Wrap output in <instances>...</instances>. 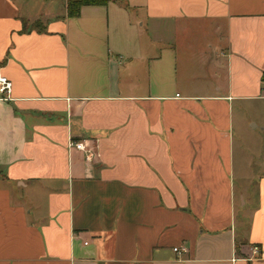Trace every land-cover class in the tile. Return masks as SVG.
I'll return each instance as SVG.
<instances>
[{
    "label": "crops",
    "instance_id": "1",
    "mask_svg": "<svg viewBox=\"0 0 264 264\" xmlns=\"http://www.w3.org/2000/svg\"><path fill=\"white\" fill-rule=\"evenodd\" d=\"M67 2L0 0V264H264V0Z\"/></svg>",
    "mask_w": 264,
    "mask_h": 264
},
{
    "label": "trees",
    "instance_id": "2",
    "mask_svg": "<svg viewBox=\"0 0 264 264\" xmlns=\"http://www.w3.org/2000/svg\"><path fill=\"white\" fill-rule=\"evenodd\" d=\"M110 0H68L67 2V17L70 19L78 18L81 15V11L84 7L91 6H107ZM41 23L35 22L31 24L29 28L28 22H23V32L38 30L44 31V27L40 28ZM4 62H0V69L4 66Z\"/></svg>",
    "mask_w": 264,
    "mask_h": 264
},
{
    "label": "built area",
    "instance_id": "3",
    "mask_svg": "<svg viewBox=\"0 0 264 264\" xmlns=\"http://www.w3.org/2000/svg\"><path fill=\"white\" fill-rule=\"evenodd\" d=\"M13 83L5 76L0 74V96L4 100H9L10 95L12 93ZM263 95H264V81H263ZM72 147L78 150H84V144L82 143H72ZM176 253H179V249H174ZM253 254L258 255L260 253L259 247L255 246L252 248Z\"/></svg>",
    "mask_w": 264,
    "mask_h": 264
},
{
    "label": "rangeland",
    "instance_id": "4",
    "mask_svg": "<svg viewBox=\"0 0 264 264\" xmlns=\"http://www.w3.org/2000/svg\"><path fill=\"white\" fill-rule=\"evenodd\" d=\"M40 28H43V23H41V25H39ZM29 28H31V24L29 25ZM253 147V146H252ZM258 148V147H257ZM255 150V149H254Z\"/></svg>",
    "mask_w": 264,
    "mask_h": 264
}]
</instances>
